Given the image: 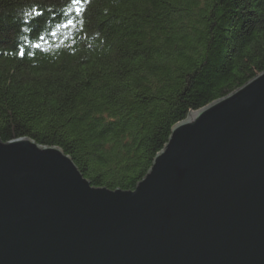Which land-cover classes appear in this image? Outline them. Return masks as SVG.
I'll return each mask as SVG.
<instances>
[{
	"label": "trees",
	"instance_id": "16d2710c",
	"mask_svg": "<svg viewBox=\"0 0 264 264\" xmlns=\"http://www.w3.org/2000/svg\"><path fill=\"white\" fill-rule=\"evenodd\" d=\"M263 71L264 0H0V139L94 187L134 190L177 123Z\"/></svg>",
	"mask_w": 264,
	"mask_h": 264
},
{
	"label": "water",
	"instance_id": "95a60500",
	"mask_svg": "<svg viewBox=\"0 0 264 264\" xmlns=\"http://www.w3.org/2000/svg\"><path fill=\"white\" fill-rule=\"evenodd\" d=\"M0 264H264V71L177 123L134 190L0 139Z\"/></svg>",
	"mask_w": 264,
	"mask_h": 264
},
{
	"label": "snow or ice",
	"instance_id": "6c2138e0",
	"mask_svg": "<svg viewBox=\"0 0 264 264\" xmlns=\"http://www.w3.org/2000/svg\"><path fill=\"white\" fill-rule=\"evenodd\" d=\"M81 2H82V0H72L73 5H79ZM84 2H87V0H84ZM76 11L81 12V11H83V9L77 8ZM69 23H71V21H69ZM40 39H43V37H40ZM36 47H39V45L37 44ZM21 54H23V52H21Z\"/></svg>",
	"mask_w": 264,
	"mask_h": 264
}]
</instances>
